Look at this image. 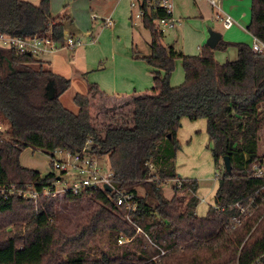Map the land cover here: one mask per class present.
Listing matches in <instances>:
<instances>
[{"label": "trees", "instance_id": "trees-1", "mask_svg": "<svg viewBox=\"0 0 264 264\" xmlns=\"http://www.w3.org/2000/svg\"><path fill=\"white\" fill-rule=\"evenodd\" d=\"M164 15L163 10H146L141 20L151 35V53L140 58L157 69V90L135 96L124 107L127 111L120 110L122 103L102 108L112 118L130 113L123 122L103 121L104 128L95 124L91 110L100 93L97 85L89 84L87 94L74 96L78 111L73 112L60 100L71 87L69 78L46 68L32 53L0 48V123L6 125L0 132V186L29 183L42 188L58 178L21 164L28 147L49 156L58 149L86 150L106 155L116 186L134 193L136 200L128 219V210L116 204V193L103 189L67 193L61 200L42 197L37 203L17 195L1 198L0 264H253L264 254L263 200L256 199L241 226L227 228L238 212L234 204L248 205L264 184L254 175V164L264 158L259 152L264 53L254 52L250 43L222 38L215 49L206 44L198 56L185 55L163 44L165 34L156 19ZM65 20L54 17L50 0H0V33L51 35L63 44ZM247 30L264 42V0H252ZM229 47L237 48V58L218 62L215 50ZM179 59L186 80L173 87L170 77ZM184 118L206 119L215 164L223 168L217 172L215 204L204 216L196 212L200 183L181 179L177 172ZM175 179L179 182L169 199L164 186ZM75 210L80 215L70 228L64 214ZM122 237L128 241L119 245Z\"/></svg>", "mask_w": 264, "mask_h": 264}, {"label": "crops", "instance_id": "crops-1", "mask_svg": "<svg viewBox=\"0 0 264 264\" xmlns=\"http://www.w3.org/2000/svg\"><path fill=\"white\" fill-rule=\"evenodd\" d=\"M87 1L91 9V18L88 25H86V23L84 22H78L76 18H73L67 12H60L56 16L53 14L54 17L65 16V35L82 38L84 44L74 49H61L53 53L43 52L39 59L45 63L46 68L71 80V87L68 90L73 89V99L77 93L87 94L89 84H97L99 86L98 88L100 93L96 95L95 99H93L92 105L96 103V101L102 100L105 102V105L102 106V108H109L111 107V105L108 104L118 103L121 101L122 106L120 110L124 111V107H129L132 99L135 96H138L145 92L157 90L155 84V71H157V69L150 66L140 58L143 56H148L151 53L149 45L150 41H148L146 38H143L142 41L146 42V45L148 46L145 49L143 48L140 39L136 37V34H138V31H136V29H138V27L140 28L138 30H140L139 34L141 36V28H145L141 20H139L140 22H136L135 18L132 17V15L134 14V10L131 7V0ZM194 1L195 3H198L199 0ZM223 2L225 3V7L227 8L226 10L228 11L225 12L231 14L233 17L236 16V18L234 17L235 20L237 19L236 24H239V26L243 30L249 32L247 30L248 24L244 21V13L241 14V19L237 18L240 14L237 1L232 0V2H225V0H223L222 6ZM177 6H179V4H177ZM213 11L217 15V17L222 19L223 14H220L216 9H213ZM192 16V18H200V16L198 15V11ZM201 16L203 18V12H201ZM108 18L113 19V26L108 27L106 25V20ZM200 19H195L194 22H196L201 27H204V25L206 24L209 28L208 30H210V28H213L212 25H208L206 22H204L203 20L201 21ZM240 22L243 24H241ZM138 23L140 25H137ZM208 38L209 35H207L206 37V44ZM222 38H224L223 34ZM204 39V34H200L197 37L196 42H201ZM229 40L230 39L225 41ZM244 42L250 43L249 41ZM183 47L185 48V46ZM197 48L198 50H196L195 53L186 52L185 50L184 54L189 56H198L200 46H198ZM230 48L234 49H231V54H229L231 59L228 60H234L237 58V48L229 47L228 49H226V51L230 50ZM214 57L218 62L223 63L219 61V59L222 57L221 54L216 53L215 51ZM175 65L176 67L172 74H174L176 78L173 77L170 82L173 87H179L185 82L186 73L183 67V61L181 59L177 60ZM96 66L99 70L97 72L94 71V68ZM161 73L162 75L165 74L164 71H161ZM67 91H65L64 93H66ZM62 98L63 97L61 96L60 100L63 103ZM91 110L93 113V109ZM72 111L77 112L78 107L76 108V110ZM110 114L113 113L111 112ZM120 117H123L122 113L116 115L113 121L121 119ZM107 119L110 120L111 117H107L106 121H108ZM185 121L189 120L184 118L182 120V125ZM185 123L186 125H188L189 130H191L190 132H195L197 125L200 127L207 124L206 120H200L195 123ZM185 138L190 137L185 136ZM39 172L43 175L49 173H42L41 171ZM216 177L218 176L216 175ZM217 181L218 185L216 191L219 186V179ZM172 182L174 185L175 181L172 180ZM201 189V187L198 189L197 196L199 197L200 201H203L208 205L205 207L204 213L201 214L198 212V208L202 205H200L199 202L196 212L199 216H204L207 214L209 207L211 205H214L215 203H210L208 198H202V195L200 194Z\"/></svg>", "mask_w": 264, "mask_h": 264}, {"label": "rangeland", "instance_id": "rangeland-1", "mask_svg": "<svg viewBox=\"0 0 264 264\" xmlns=\"http://www.w3.org/2000/svg\"><path fill=\"white\" fill-rule=\"evenodd\" d=\"M29 1L34 4H39L41 0H24ZM237 1V4L239 6L240 14L237 18L241 19V14L244 13V21L249 24L251 21V4L252 0H235ZM225 2H232V0H225ZM179 4V6H177ZM50 6L52 13L56 16L60 12H67L69 13L73 18H76L78 22H84L86 25H88L90 21V5L88 4L87 0H50ZM221 9L223 11L228 12L225 7V3L223 2V6L221 4ZM198 11V15L200 18H192L194 14ZM201 12H203V18L201 16ZM180 13V14H179ZM175 14L176 17H181L182 24L175 28V29H167L164 37L163 44L165 46L174 45L178 49L182 50L185 53H195L196 50H198V46H200L199 54L202 51V48L206 45V37L209 35V28L205 24L204 27H201L196 22H194L195 19H200L206 22L208 25H212L213 28L217 31H220L223 34V39L228 40L230 42H244L249 41L250 44L253 42L254 37L250 32H247L243 30L239 24H235L232 28L226 29L223 25L222 19L217 17V15L214 13L211 5L209 4L208 0H199L198 3H195L194 0H175ZM182 15V16H181ZM236 18V16H234ZM92 20V19H91ZM237 20V19H236ZM136 22H140L138 19H135ZM240 21V20H239ZM212 22V23H210ZM242 22V21H241ZM240 22V23H241ZM243 24V23H241ZM137 25H140L139 23ZM138 29H140L138 27ZM136 29L138 31L136 34V37L140 39V42L143 46V48H147L146 42L142 41L143 38L150 41V32L146 29L141 28L142 35L140 36L139 32L140 30ZM200 34H204L205 39L201 42H196L197 37ZM185 46V48L183 47ZM1 48V47H0ZM230 50L223 51V50H215L216 53L221 54V58L219 61L225 62L230 58ZM68 50V49H67ZM41 55L36 56L39 58ZM143 60V59H142ZM146 62V61H145ZM147 63V62H146ZM176 67V65H175ZM175 70V69H174ZM94 71H99L97 69V66L94 68ZM176 78L174 74H171V79ZM97 85V84H96ZM98 86V85H97ZM99 87V86H98ZM73 89L68 90L66 93L62 95V101L65 107L76 110V105L73 102ZM118 103H121L118 102ZM117 104V103H116ZM115 103H111L108 105H116ZM105 105V102L102 100L96 101V103L93 104V115L95 116V124L99 126L100 128H104L105 122H112L114 118L111 117L110 113L108 112V115H105V113L102 112V106ZM124 111H127V108H125ZM125 112V115L121 119L118 120V122H121L122 120H126L129 115ZM107 117H111L110 120L106 121ZM189 120V119H188ZM200 120H206V119H198L195 121H185V122H191L195 123ZM123 122V121H122ZM183 122L182 127L178 131V140L180 143V149L177 152L176 156V167L177 172L180 175L181 179H195L198 180L200 183V187L202 188L200 190V194L202 195V198H208L210 203H215V194H216V188H217V180L219 177H216L217 172H223L222 166L218 167V165L215 164L213 155H212V147L213 143L210 140L208 134H207V124L205 126H196L195 132H190L188 125ZM207 122V121H206ZM94 123V122H93ZM119 124V123H118ZM5 136H7L4 133ZM185 136H189L190 138H185ZM8 137V136H7ZM259 152L260 155L264 157V126L261 130V136L259 141ZM94 157H96L100 163L103 166H108V157L106 155H103L101 157L96 156L92 154ZM21 164L25 167L41 171L42 173H48L51 170V156L45 154L43 151L39 149H34L32 147L26 148L20 157ZM175 179L173 181L177 182ZM174 182V184H175ZM60 188H64L63 185L59 186ZM164 192L167 197L171 198L173 195V182L168 181V183L164 186ZM139 194H144V190L142 188H139ZM60 200L63 197H58ZM201 198V199H202ZM202 204V205H201ZM201 207L198 208L199 213H204L205 207L208 205L204 203L203 201H200ZM65 220H70L69 227L72 228L76 224V220L80 215V210L78 212L75 211H66ZM119 243V242H118ZM124 244V243H122ZM119 243V245H122Z\"/></svg>", "mask_w": 264, "mask_h": 264}, {"label": "built area", "instance_id": "built-area-1", "mask_svg": "<svg viewBox=\"0 0 264 264\" xmlns=\"http://www.w3.org/2000/svg\"><path fill=\"white\" fill-rule=\"evenodd\" d=\"M223 0H208L213 9H216L220 14H223L222 21L225 28H231L236 24L235 18L221 9ZM131 7L134 10V18L142 20L146 10H163L164 16L156 19L158 29L165 33L167 29H174L182 24V19L175 16V0H131ZM108 27L114 25L112 18L106 20ZM84 41L82 38L74 36H66L63 44L54 40L51 35L46 36H31V35H9L0 33V47L3 49H14L18 53L29 52L36 56L43 52H56L61 49H74L82 46ZM251 48L256 53H264V42L254 37L251 43ZM6 125L0 123V132L5 130ZM2 137L0 136V139ZM91 143V142H89ZM51 171L57 174L58 178L51 181L49 185L40 187L37 184L26 183L21 188L15 185L11 187L0 186V199H7L11 195H17L20 198L39 202L42 197H63L67 193L80 195L87 190L103 189L105 185L111 186L115 192L117 206H123L129 213L136 209V200L134 193H128L120 190L115 184L113 171L108 166H103L100 161L88 151L73 152L70 150L58 149L51 155ZM254 175L257 178L264 179V158L254 164ZM218 176V175H217ZM179 182L178 180H176ZM63 185L64 188L59 186ZM264 201V184L257 190L254 198L250 200L248 205L235 203L234 206L238 212L234 215L227 225V228H236L241 226L244 221L249 218L255 207L256 199ZM141 232V229L138 228ZM128 240L121 238L119 243H125ZM161 254L164 251L161 250ZM156 258V257H154ZM253 264H264V254L258 258Z\"/></svg>", "mask_w": 264, "mask_h": 264}, {"label": "water", "instance_id": "water-1", "mask_svg": "<svg viewBox=\"0 0 264 264\" xmlns=\"http://www.w3.org/2000/svg\"><path fill=\"white\" fill-rule=\"evenodd\" d=\"M221 39H222V33L221 32L210 29L209 30V38L207 40V45L210 46L212 49H215ZM51 85L52 84H49L48 88H50ZM52 93H54V90H52L50 92L51 97L53 96ZM224 164H225L226 170L228 172H231L232 171V164H231V160L228 156L224 157ZM105 188L108 191L112 190L111 186H109V185H105Z\"/></svg>", "mask_w": 264, "mask_h": 264}]
</instances>
